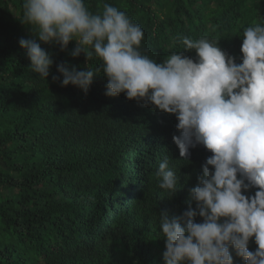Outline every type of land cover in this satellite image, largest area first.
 <instances>
[{
	"label": "trees",
	"instance_id": "obj_1",
	"mask_svg": "<svg viewBox=\"0 0 264 264\" xmlns=\"http://www.w3.org/2000/svg\"><path fill=\"white\" fill-rule=\"evenodd\" d=\"M85 3L93 13L105 3L125 12L144 32L140 51L157 62L173 52L195 61V50L183 49L187 37L217 41L240 63L243 29L264 24V0ZM22 12L23 0H0V190L8 192H0V264H164L158 213L188 210L189 190L212 153L198 145L181 158L175 116L124 93L106 96L100 61L71 57L74 42L64 52L41 44L54 63L45 80L33 73L18 43L34 38ZM61 62L96 70L87 93L52 82ZM165 156L179 177L170 197L156 176ZM248 247L255 251L253 239Z\"/></svg>",
	"mask_w": 264,
	"mask_h": 264
},
{
	"label": "clouds",
	"instance_id": "obj_2",
	"mask_svg": "<svg viewBox=\"0 0 264 264\" xmlns=\"http://www.w3.org/2000/svg\"><path fill=\"white\" fill-rule=\"evenodd\" d=\"M21 22L31 26L34 37L18 42L33 73L45 80L54 63L41 44L64 52L74 42L71 57L83 53L86 61H100L106 96L124 93L175 116L180 135L172 141L181 158L187 160L198 145L212 153L189 190L188 210L172 217L158 213L164 264H233L232 252L244 264H264V24L243 29L236 63L217 41L187 37L181 43L185 51L195 50V61L173 52L157 62L140 51L142 28L107 3L93 13L85 0H23ZM77 69L57 64L52 82L87 93L96 70ZM169 159L165 156L156 172L168 197L180 188ZM251 188L258 189L254 195L242 194ZM197 216L202 222H194ZM250 239L255 251L249 250Z\"/></svg>",
	"mask_w": 264,
	"mask_h": 264
},
{
	"label": "rangeland",
	"instance_id": "obj_3",
	"mask_svg": "<svg viewBox=\"0 0 264 264\" xmlns=\"http://www.w3.org/2000/svg\"><path fill=\"white\" fill-rule=\"evenodd\" d=\"M7 189H1L0 192L6 197L8 195Z\"/></svg>",
	"mask_w": 264,
	"mask_h": 264
}]
</instances>
